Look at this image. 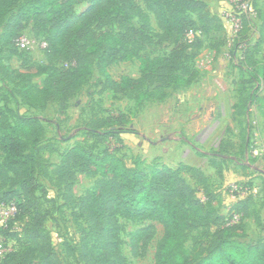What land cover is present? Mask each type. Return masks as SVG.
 Wrapping results in <instances>:
<instances>
[{
  "label": "rangeland",
  "instance_id": "obj_1",
  "mask_svg": "<svg viewBox=\"0 0 264 264\" xmlns=\"http://www.w3.org/2000/svg\"><path fill=\"white\" fill-rule=\"evenodd\" d=\"M204 2L211 12L218 10L221 28L197 34L201 45L187 64L196 68L198 75L189 86H166L165 82L151 81L126 87L121 83L123 78L140 76L136 58L109 64L106 70L114 82L109 83L94 61L88 79L72 97L50 99L40 106L24 102L22 87L30 84L34 89L42 88L48 79L56 82L59 76L50 78V70L46 68L65 70L75 62L50 64L45 55L46 37L36 32L32 22L23 23L14 34L16 39L9 38L6 27L17 7L0 19V107L35 116L43 126L42 142L49 147L42 152L46 165L44 173L37 176L39 190L35 201L44 214L49 249L62 263L86 264L84 236L90 227L79 203L85 192L102 178L75 166L68 167L69 172L63 178L57 177L55 170L63 153L77 142L95 153L116 154L131 170L148 171L151 164L204 167L214 193L211 205L224 221L242 225L235 242H264V86L248 79L244 62L245 48L256 44L254 57L264 64V0H251L237 32L225 15L235 1ZM89 6V0L81 1L74 6L75 13L81 15ZM119 6L129 8L133 15L128 17L121 12L126 19H114ZM107 11L113 15L97 25L98 31H111L122 37L128 49L143 56L170 53L173 39L160 36L162 29L143 0H114ZM185 16L197 22L195 13L187 11ZM20 38L26 39L24 49L16 45ZM188 44H193L192 39ZM192 52L194 47H189L185 54ZM86 56L87 52L82 50L79 60ZM243 79L246 81L241 82ZM258 86L257 98L249 104L248 89ZM164 94L166 98H162ZM239 108L243 113H238ZM112 126L120 131L115 136L98 135ZM3 172L0 170V206L9 208L13 204L17 216L0 218V264H43L35 245L42 243V239L35 234L34 213L14 176ZM181 174L205 205L206 197L192 173L182 170ZM241 199L245 201L243 212L247 214L239 212L238 220L232 221L230 210ZM115 222L121 264H156L165 234L163 225L154 219L127 216H116ZM191 226L183 242L188 250L200 233L201 241L210 237L206 228H200L194 221ZM140 228L148 229L149 236L145 244L139 243L136 252L130 233ZM90 244L88 237L87 247Z\"/></svg>",
  "mask_w": 264,
  "mask_h": 264
},
{
  "label": "trees",
  "instance_id": "obj_2",
  "mask_svg": "<svg viewBox=\"0 0 264 264\" xmlns=\"http://www.w3.org/2000/svg\"><path fill=\"white\" fill-rule=\"evenodd\" d=\"M81 1L85 0H0V19L17 7L6 27L9 38H15L14 34L23 27V23L32 22L36 32L46 37L45 55L50 64L55 61L75 62L74 66L65 70L54 66L46 68L50 70V78L52 75L59 76L56 82L48 79L42 88L36 89L30 84L23 86L22 99L30 106L43 105L50 99L72 97L88 79L94 61L109 83H114L106 70L109 64L118 59L136 58L140 76L137 79L123 78L121 83L126 87L151 81L165 82L166 86H189L198 71L187 62L195 57L201 40L195 33L191 38L193 44L189 45L190 39L186 35L188 30L206 34L214 27L221 28L220 19L210 14L204 0H143L162 29L160 36L171 38L174 43L168 55L147 57L128 49L126 40L111 31L97 30L101 21L112 17L110 15L113 14H109L107 8L114 0H89L88 9L78 15L74 6ZM127 7L119 6L114 19H126L121 12L132 16L133 13ZM187 11L196 14L197 22L185 16ZM78 19H81L79 24L76 23ZM189 47H194V52L187 55L185 51ZM257 49L256 44L245 48V71L249 80L259 81L260 86H264V64L254 57ZM82 50L87 52V56L79 60ZM258 88L248 89L251 90L249 104L257 98ZM164 97L165 94L162 95ZM238 113H243V110L239 108ZM121 123L118 121V124ZM118 132L112 126L98 135L113 137ZM43 135L44 129L37 117L11 109L5 111L0 107V170L14 176L34 213L35 234L42 239V243L35 242V245L43 264H64L49 249L48 236L43 227L44 214L35 201V193L39 190L37 176L44 173L46 165L42 152L49 147L42 142ZM70 166L86 174L102 177L85 192L79 203V210L90 227L84 236L83 258L86 264H121L116 216L150 218L163 225L165 234L156 264H264V242H235L242 225L224 221L217 208L211 205L214 193L209 178L198 167L151 164L147 167L148 171L131 170L116 154L92 152L81 142L63 153L55 170L57 177L63 178ZM182 170L192 173L206 197L205 205L182 176ZM245 209V201L241 199L230 212L242 213ZM242 214L245 216L247 212ZM193 221L200 228H206L210 237H207L206 242L201 241L200 233L188 250L183 242ZM148 236L146 228L132 231L130 241L133 250L137 252L139 243L145 244ZM88 237L91 238L89 247L86 245ZM69 249L74 253L72 248Z\"/></svg>",
  "mask_w": 264,
  "mask_h": 264
},
{
  "label": "built area",
  "instance_id": "obj_3",
  "mask_svg": "<svg viewBox=\"0 0 264 264\" xmlns=\"http://www.w3.org/2000/svg\"><path fill=\"white\" fill-rule=\"evenodd\" d=\"M234 1L236 4L233 3L232 8L225 11V15H226V19L229 22H231L232 26L234 27L235 32H237L242 27L241 20L243 19L244 15H247V12L251 5V0H233V2ZM194 33L198 34L192 29H189L186 35L189 39H191L195 35ZM16 45L19 49H24L26 47V39L25 38L17 39ZM8 207L9 208L0 206V218H2L4 215L6 216V218H4L5 220L15 217L17 213L16 207L13 204H11V206ZM229 216L230 218H232V221L234 220L237 221L239 214L236 212H231ZM229 223L233 224V222H229Z\"/></svg>",
  "mask_w": 264,
  "mask_h": 264
},
{
  "label": "crops",
  "instance_id": "obj_4",
  "mask_svg": "<svg viewBox=\"0 0 264 264\" xmlns=\"http://www.w3.org/2000/svg\"><path fill=\"white\" fill-rule=\"evenodd\" d=\"M208 5V4H207ZM211 8V7H210ZM212 9V8H211ZM210 11V10H209ZM217 12H218V10H217ZM217 12H211L210 11V14L211 15H213V16H216V17H218L219 19H220V15H219V13H217ZM222 22V21H221ZM194 167H198L199 169H201L202 170V172L209 178V175H208V173L205 171V170H203L204 169V167H200L199 165H197V166H194ZM210 185H211V180H210Z\"/></svg>",
  "mask_w": 264,
  "mask_h": 264
}]
</instances>
